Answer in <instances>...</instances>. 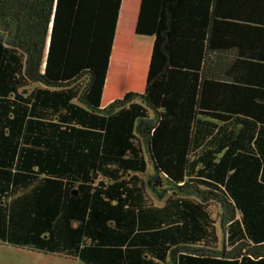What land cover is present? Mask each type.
<instances>
[{"label":"trees","instance_id":"16d2710c","mask_svg":"<svg viewBox=\"0 0 264 264\" xmlns=\"http://www.w3.org/2000/svg\"><path fill=\"white\" fill-rule=\"evenodd\" d=\"M121 1L0 0V242L264 264V0H168L162 68L101 107Z\"/></svg>","mask_w":264,"mask_h":264},{"label":"crops","instance_id":"0c3cea01","mask_svg":"<svg viewBox=\"0 0 264 264\" xmlns=\"http://www.w3.org/2000/svg\"><path fill=\"white\" fill-rule=\"evenodd\" d=\"M167 1H121L101 107L129 91L142 92L162 68L165 57L158 50L161 51Z\"/></svg>","mask_w":264,"mask_h":264},{"label":"rangeland","instance_id":"374dc122","mask_svg":"<svg viewBox=\"0 0 264 264\" xmlns=\"http://www.w3.org/2000/svg\"><path fill=\"white\" fill-rule=\"evenodd\" d=\"M158 54L161 55L160 50H158ZM153 172V166L151 162L148 161L146 170L140 173V176L146 179L153 174ZM150 193L157 203L161 202L157 195L151 191ZM217 229L219 235V248L222 249L224 246V233L219 222L217 223ZM0 264H78V261L57 254L44 253L0 242Z\"/></svg>","mask_w":264,"mask_h":264}]
</instances>
